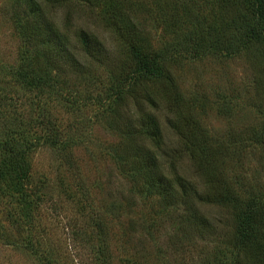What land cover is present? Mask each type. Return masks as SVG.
Segmentation results:
<instances>
[{
  "label": "rangeland",
  "instance_id": "374dc122",
  "mask_svg": "<svg viewBox=\"0 0 264 264\" xmlns=\"http://www.w3.org/2000/svg\"><path fill=\"white\" fill-rule=\"evenodd\" d=\"M81 2L70 0L54 12L60 19L71 12L75 15L70 23L71 34L83 28L104 39L113 49L112 65L116 67L123 55L116 49L113 33L97 19L95 10ZM17 4L0 0L2 111L17 110L23 125L20 141L51 136L59 143L41 141L23 158L24 165L4 162L6 150L0 149V264H47V260L52 264L232 261L229 242L233 221L227 208L192 201L195 214L207 217L216 226V234L203 236L205 232L188 224L182 208H167L157 198L140 194L131 176L121 170L112 152L121 150L120 144L126 140L114 127L124 121L115 119L107 104L97 99L113 85L105 68L95 64L86 77L68 75L69 81L64 82L69 83L66 89L73 96L29 91L18 83L15 75L28 54V46L20 33ZM156 26L149 24V29L159 45L161 29L156 30ZM172 71L185 97L195 100L197 117L212 133L221 137L229 132L241 134L242 150L236 152H242V156L239 161L225 162L228 176L258 190L264 188L260 148L250 140L264 124V110L253 83V62L246 56L201 60L184 57L172 66ZM146 91L157 97L151 87ZM151 108L162 123L165 146L170 151L164 161L166 171L172 177L181 174L199 192H208L209 186L180 136L168 124L172 114L164 105L162 109ZM121 111L134 119L141 112L132 98ZM31 118L35 125L29 127L26 124ZM49 119L51 125L46 127L42 122ZM3 137L0 129V142ZM126 168L130 166L126 164Z\"/></svg>",
  "mask_w": 264,
  "mask_h": 264
},
{
  "label": "trees",
  "instance_id": "16d2710c",
  "mask_svg": "<svg viewBox=\"0 0 264 264\" xmlns=\"http://www.w3.org/2000/svg\"><path fill=\"white\" fill-rule=\"evenodd\" d=\"M14 1L18 3L16 15L21 18L20 33L28 46V54L15 75L18 83L29 91L73 96L66 89L69 83L64 82L69 81L68 75L86 77L95 64L105 68L113 85L97 99L107 104L115 119L124 121L114 127L131 143L126 145L124 141L121 150L112 153L121 170L131 176L136 190L157 198L167 208H182L188 224L205 232L203 236L216 234V226L207 217L195 214L192 201L227 208L233 221L229 242L233 256L228 264H264V188L258 190L254 185L237 182L224 166L226 161L241 159L242 152L236 150H242V136L236 132L222 137L212 133L197 117L195 100L185 97L172 71V66L184 57L201 60L246 56L254 64L253 83L264 110V0H79L95 10L97 19L113 33L116 49L123 55L116 67L112 65L113 49L104 39L83 28L71 34L70 23L75 17L72 12L58 18L54 9L70 0ZM149 24L161 29L159 45L152 39ZM147 87L157 97L148 94ZM129 98L141 111L135 119L121 111ZM3 101L0 129L4 137L0 149L6 150L4 162L24 165L23 158L41 141L59 143L51 136L20 141L21 117L15 108L2 111ZM163 105L172 114L167 120L170 128L180 136L209 186L208 192L201 193L181 174L172 177L166 171L164 161L170 151L165 146L162 123L151 108L162 109ZM32 123L35 125L33 118L26 125ZM42 123L48 127L51 120ZM250 140L260 148L264 173V124ZM47 264L52 262L47 260Z\"/></svg>",
  "mask_w": 264,
  "mask_h": 264
}]
</instances>
